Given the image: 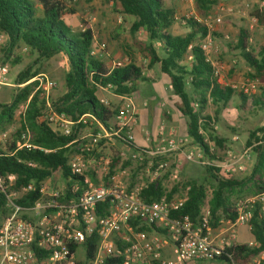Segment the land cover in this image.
<instances>
[{
    "label": "built area",
    "instance_id": "1",
    "mask_svg": "<svg viewBox=\"0 0 264 264\" xmlns=\"http://www.w3.org/2000/svg\"><path fill=\"white\" fill-rule=\"evenodd\" d=\"M222 12L232 11L223 8ZM194 18L207 28V36L199 45L212 67V77L224 86V68L214 60L215 24L222 18ZM256 24L253 18L251 26ZM5 39L0 32V42ZM91 55L100 60L108 57L107 46L94 47ZM192 59L190 55L186 63ZM116 66L123 65L115 64L112 69ZM9 75V65L1 64L0 89L10 85ZM32 83L36 84L34 93L44 100L58 88L57 81L44 75L20 87ZM226 86L251 96L264 88V83L254 79L243 86ZM32 97L21 112L24 116ZM97 97L112 113L105 121L92 113L71 117L47 102L38 123L46 124L57 136L70 137L71 142L64 147L36 145L29 129L22 130L15 141H11L12 131L0 134V157L69 150L67 164L76 178L68 181L62 175L57 180L48 179L39 186L40 197L24 206L21 201L36 191V185L18 186L16 174H0V264H264V250L245 263L238 261L233 251L240 246H258L253 239L243 240L242 234H253L256 209L264 225V190L238 201L234 221L224 219L217 226L213 225L208 203L197 224L182 214L191 187H180L172 193L182 183L183 164L216 168L223 177L230 178L247 171L253 147L262 141L241 154L230 148L218 153L217 160H210L187 135L162 125L157 141L150 130L141 129L150 148H140L135 136L141 107L134 95L119 94L108 85L98 86ZM200 133L205 134L202 129ZM257 137L262 139L263 134L259 132ZM232 141L235 144L239 140L235 137ZM27 165L37 167L33 162ZM158 183L163 184L166 195L155 201L143 199L150 185Z\"/></svg>",
    "mask_w": 264,
    "mask_h": 264
},
{
    "label": "trees",
    "instance_id": "2",
    "mask_svg": "<svg viewBox=\"0 0 264 264\" xmlns=\"http://www.w3.org/2000/svg\"><path fill=\"white\" fill-rule=\"evenodd\" d=\"M170 0H116L118 13L132 20L131 33L136 36L142 32L147 40L140 50L150 60L149 69L159 66L163 75L168 76L169 86L173 88L171 97L173 107L182 117L187 119V136L192 139L193 146L203 150L205 157L217 160L219 151L210 152V146L226 151L230 148L237 152L228 140L216 136L215 127L220 125L226 110L233 99H238L236 111L251 113L264 110V88L251 96L235 92L230 87L218 84L212 77V67L206 61L199 43L207 36V28L193 20H185L190 30L184 36L170 33L177 23L176 9L169 7ZM264 3V0H257ZM217 1L197 0L198 12L207 15ZM76 12L70 9L66 0H0V32L6 35L9 48L3 51L5 60L16 63L18 57L13 54V48L22 46L27 55L34 57V64L28 66L18 75L17 84L24 85L38 75L34 66L41 65L62 55L68 59L70 71L64 79L65 93L52 101L53 108L71 117L92 113L103 121L112 113L102 105L97 97L98 86L112 85L115 91L122 95H134L138 85L151 82L143 73L144 69L131 63L125 66L110 68L102 60L93 57L95 32L92 27L83 22V30H75ZM261 22L264 20V6L254 12ZM190 46L192 50L189 51ZM236 50L251 69V77L264 83V47L258 49L251 43L250 33L241 29ZM192 61L186 63L189 56ZM3 65H6L5 63ZM36 84L28 85L18 90L12 104H0V132L7 130L13 122L15 111L20 102L26 101L35 91ZM190 91V92H189ZM215 107V114L207 113L210 107ZM47 110V103L37 92L33 95L27 120L34 133V143L38 146L55 149L64 147L71 138L53 134L44 123H38V118ZM201 129L205 134L200 133ZM19 129L12 135V140L18 138ZM263 137H257L258 133ZM207 141V142H206ZM253 147L255 164L251 173L244 179L225 178L221 171L204 166L206 179L204 182L185 180L177 185L172 193L180 187H191L190 198L182 214L191 218L197 224L202 208L207 198L208 186L212 190L210 209L212 220L216 222L221 214L229 221L236 217V198L244 195H257L264 190V128L250 133L247 147ZM69 150L52 154L40 151L20 152L14 157H0V174H16L18 186L33 183L36 191L21 201L29 206L40 197L39 186L48 179L57 180L64 176L68 181L72 177L68 167ZM33 162L36 168L27 164ZM172 193L167 196L171 197ZM166 195L162 183L152 184L143 194L146 201L159 200ZM215 225V223H213ZM253 240L258 243L255 248L240 246L235 248L236 259L242 263L250 261L260 251L264 250V225L258 210L252 220Z\"/></svg>",
    "mask_w": 264,
    "mask_h": 264
},
{
    "label": "rangeland",
    "instance_id": "3",
    "mask_svg": "<svg viewBox=\"0 0 264 264\" xmlns=\"http://www.w3.org/2000/svg\"><path fill=\"white\" fill-rule=\"evenodd\" d=\"M214 1L218 2L217 5H215L207 15L201 16L198 12L197 0H170L167 5L177 11V23L171 28L170 33L175 36H184L189 33L190 30L187 28L185 20L197 22L194 18L195 16L202 20L221 17V22L215 24L217 32L215 34L214 60L220 63L224 68L226 85L237 84L243 86L247 84L248 81L254 80L255 78L250 76L252 71H249L248 64L242 58L241 52L236 50V45L238 43L240 30L245 29L250 33L251 43L254 47L258 49L264 47V20L261 22L254 16L256 9L263 7V4L259 3L257 0ZM66 4L70 9L76 12L74 29L83 30V22L88 23L95 32L94 47L103 44L107 46L108 57L102 59V61L110 68L115 64H122L125 66L133 63L143 68L144 73L148 71L152 72L154 80L140 83L137 92L134 94V99L138 103L140 99H148V92H154V96H151V98L154 97L155 100L154 107L158 118L156 119L157 122L154 127L157 129L162 115L174 108L170 97L175 98V96L168 89L170 83L168 76L160 72L158 69L159 66L149 69L150 60L142 54L139 48L140 44L142 45L147 40L146 35L140 32L134 36L131 33L132 20L118 13L117 10H119V8L116 4V0H66ZM223 8L230 9L232 12L230 14L223 13ZM191 14H193V16L187 19ZM253 18L257 19V24L254 27L251 26ZM8 46V39L0 42V65L5 63L10 67V85L0 89V104L4 105L12 104L18 90L28 86L25 85L24 87H20V85L17 84V78L24 69L34 64V57L27 55L26 50L22 46L13 48V54L18 57L16 63L5 60L3 51L7 50L9 48ZM34 70L38 71L37 76L44 75L58 82V88L49 94L48 98L45 99L46 103L49 102L52 104L53 100H56L65 93L64 79L70 71V65L66 57L62 55L56 56L46 63L34 66ZM256 80L258 79L256 78ZM34 92L32 95L35 94ZM29 98L19 103L12 124L7 130L0 132V134L6 131L16 133L19 129H29L34 140V133L27 120V113L25 116L21 113ZM163 102L167 104L166 107L161 106ZM238 105V99H233L224 116H222L223 122L216 126L217 128H215V130L217 133L216 136L228 140L229 144H233L237 149V153L241 154L247 149V141L250 137V133L257 129L264 128V110L251 113H239L236 111ZM207 113L214 116L215 107L211 106ZM142 119H146V116H143ZM186 121L187 119L184 118L183 125L185 128ZM235 137H237L239 141L234 144L232 140ZM135 143L140 148H150V144L145 141L143 134H136ZM212 148L214 150L217 149L219 153L224 152L220 148H216L214 143ZM172 162L174 163V160H171V163ZM254 164L255 159L248 163L246 172L233 176L232 179L237 178L241 180L246 178L251 173ZM181 167L182 172L180 174V180L182 183L185 180L197 181L199 183L205 181L206 173L203 165L185 163ZM208 188L205 204H210L212 198V190L210 186H208ZM253 196L255 195H244L236 198L235 201L237 203L240 200H245ZM219 216L220 218L216 222L213 221V223H215L214 226H217L219 221L226 219L225 217H221V214H219ZM242 239L248 242L251 240V237L242 234Z\"/></svg>",
    "mask_w": 264,
    "mask_h": 264
},
{
    "label": "crops",
    "instance_id": "4",
    "mask_svg": "<svg viewBox=\"0 0 264 264\" xmlns=\"http://www.w3.org/2000/svg\"><path fill=\"white\" fill-rule=\"evenodd\" d=\"M160 70V68H158ZM161 72V71H160ZM145 76L149 77L151 79V81L154 80V77L152 76V72L148 71L147 73H143ZM169 91L173 93V89L170 88L169 86ZM149 95L148 99L144 98V99H140V101H138V104L141 107V115H140V123L139 126L137 128L136 134H142L141 129L142 128H147L148 130H150V132L152 133L153 139L155 141H157L158 139V135H159V128L162 125H165L167 128H176L179 130L180 135L181 136H186L187 134V121H186V128L183 125V121H184V117H182L178 112L175 111V109L173 108L171 111H167L166 113H164L162 115V117L160 118V123L157 127V129H155V124L157 122V113H156V109L154 107L155 105V100L154 97L151 98V96H154V92L152 93V91L147 93ZM171 98V97H170ZM162 107H166L167 104H165L164 102L161 104ZM151 107V109H150ZM150 109V110H149ZM143 116H146V119H142ZM186 119V118H185ZM217 128V127H215ZM255 159V158H253ZM252 159V161H253ZM244 233V232H242ZM244 235H249V234H245ZM251 237V240L253 239V235H249Z\"/></svg>",
    "mask_w": 264,
    "mask_h": 264
}]
</instances>
